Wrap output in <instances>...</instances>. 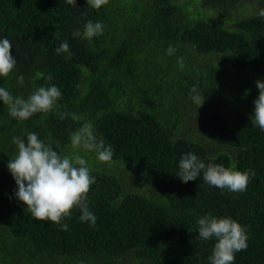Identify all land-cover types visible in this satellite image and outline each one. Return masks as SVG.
<instances>
[{"label": "trees", "instance_id": "16d2710c", "mask_svg": "<svg viewBox=\"0 0 264 264\" xmlns=\"http://www.w3.org/2000/svg\"><path fill=\"white\" fill-rule=\"evenodd\" d=\"M261 9L264 0H109L99 10L87 0H0V39L12 41L17 59L0 87L24 98L41 86L61 92L52 112L27 121L0 102V264H210L216 241L201 240L197 223L208 214L247 228L248 247L234 264H264V131L250 120L256 81H264ZM89 20L102 22L104 34L74 38ZM65 41L70 59L55 52ZM193 85L205 96L199 109ZM85 122L114 149L110 162L138 177L91 168L96 223L81 222L77 208L63 231L17 200L11 140L35 132L72 155L70 130ZM89 153L87 162L96 157ZM187 153L255 175L237 193L209 186L203 173L185 184L177 175Z\"/></svg>", "mask_w": 264, "mask_h": 264}, {"label": "clouds", "instance_id": "9594fccd", "mask_svg": "<svg viewBox=\"0 0 264 264\" xmlns=\"http://www.w3.org/2000/svg\"><path fill=\"white\" fill-rule=\"evenodd\" d=\"M69 4L73 0H67ZM109 0H87L89 8L99 10L107 5ZM264 17V9L258 12ZM104 24L89 20L83 31L75 30L74 38L91 42L93 38L104 34ZM13 43L7 38L0 39V77H8L16 68L17 59L12 55ZM175 48L169 45L167 54L175 53ZM57 54H66L65 59L71 58L68 43L62 42L55 49ZM178 64L184 67L183 57L178 58ZM48 80L52 77L49 75ZM23 77L18 83L23 85ZM259 92L254 101V115L251 123L264 131V81L257 80ZM193 104L198 109L203 106L205 96L200 93L199 86L193 85L190 90ZM61 97L60 90L55 86L36 88L27 98L14 96L4 87H0V102L7 106L8 114L18 121H27L34 114L49 113L55 108ZM71 117L78 121L75 113H60L61 120ZM26 139L14 136L11 143L16 146L17 153L9 159L8 170L14 178L18 190L15 196L19 202L26 205V210L37 221L52 222L67 231L68 225L62 220L70 217L74 209H79L81 222L96 223V216L89 209L87 197L95 178L91 168L81 151L95 152L100 162H109L114 155L111 145L103 139H98L91 123L85 122L75 131L69 133L72 155L57 151L53 145L41 140L37 133L26 132ZM55 149V150H54ZM201 173L202 179L209 186L227 189L237 193L246 191L249 180L255 175L254 171H238L226 168L222 164H205L193 153L185 154L179 161L177 177L185 184L197 180ZM198 233L201 240L215 238L216 243L212 255L208 257L210 264H234L235 254L248 247L247 228L231 217H214L211 214L198 219Z\"/></svg>", "mask_w": 264, "mask_h": 264}, {"label": "rangeland", "instance_id": "374dc122", "mask_svg": "<svg viewBox=\"0 0 264 264\" xmlns=\"http://www.w3.org/2000/svg\"><path fill=\"white\" fill-rule=\"evenodd\" d=\"M83 156H85L87 159L91 157V154L89 152L81 151ZM94 160H88V166L92 169L99 168L104 170L105 172H116L120 178H124L126 180H129L130 182L136 181V178L138 177L136 173H133L131 169L122 166L121 164H114L112 162H100L97 160L96 157L93 158Z\"/></svg>", "mask_w": 264, "mask_h": 264}]
</instances>
